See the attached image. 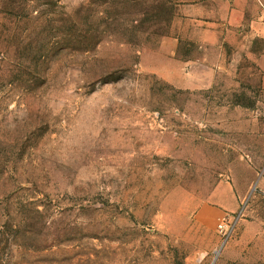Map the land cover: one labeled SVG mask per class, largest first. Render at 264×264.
Returning <instances> with one entry per match:
<instances>
[{"label":"rangeland","instance_id":"rangeland-1","mask_svg":"<svg viewBox=\"0 0 264 264\" xmlns=\"http://www.w3.org/2000/svg\"><path fill=\"white\" fill-rule=\"evenodd\" d=\"M234 8L0 0V264H264V25Z\"/></svg>","mask_w":264,"mask_h":264},{"label":"crops","instance_id":"crops-1","mask_svg":"<svg viewBox=\"0 0 264 264\" xmlns=\"http://www.w3.org/2000/svg\"><path fill=\"white\" fill-rule=\"evenodd\" d=\"M232 2L235 5L234 15L236 17L240 13H246L252 7L256 8L257 6L261 7L262 12L261 2L264 3V0H234ZM229 185L230 187L225 186V188H218L216 190L214 194L216 200L213 203L201 205L196 215L199 223L214 226L218 219L234 213L239 208L244 193L236 191L230 182Z\"/></svg>","mask_w":264,"mask_h":264},{"label":"built area","instance_id":"built-area-1","mask_svg":"<svg viewBox=\"0 0 264 264\" xmlns=\"http://www.w3.org/2000/svg\"><path fill=\"white\" fill-rule=\"evenodd\" d=\"M228 1L232 2L234 0H228ZM261 6H262V15H261V17H262V23L264 25V3L263 2H261ZM219 227L221 229H223L224 228V223L223 222H220Z\"/></svg>","mask_w":264,"mask_h":264}]
</instances>
